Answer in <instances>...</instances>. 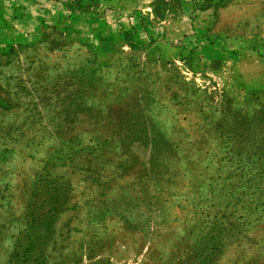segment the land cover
Listing matches in <instances>:
<instances>
[{"label": "rangeland", "instance_id": "1", "mask_svg": "<svg viewBox=\"0 0 264 264\" xmlns=\"http://www.w3.org/2000/svg\"><path fill=\"white\" fill-rule=\"evenodd\" d=\"M0 264H264V0H0Z\"/></svg>", "mask_w": 264, "mask_h": 264}, {"label": "crops", "instance_id": "2", "mask_svg": "<svg viewBox=\"0 0 264 264\" xmlns=\"http://www.w3.org/2000/svg\"><path fill=\"white\" fill-rule=\"evenodd\" d=\"M249 237H251V236H249Z\"/></svg>", "mask_w": 264, "mask_h": 264}]
</instances>
